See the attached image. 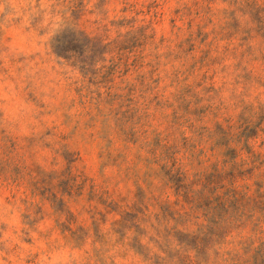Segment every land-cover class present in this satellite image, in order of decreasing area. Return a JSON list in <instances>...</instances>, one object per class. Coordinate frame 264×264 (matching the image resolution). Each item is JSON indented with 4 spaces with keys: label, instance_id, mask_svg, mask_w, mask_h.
Returning <instances> with one entry per match:
<instances>
[{
    "label": "rangeland",
    "instance_id": "1",
    "mask_svg": "<svg viewBox=\"0 0 264 264\" xmlns=\"http://www.w3.org/2000/svg\"><path fill=\"white\" fill-rule=\"evenodd\" d=\"M0 264H264V0H0Z\"/></svg>",
    "mask_w": 264,
    "mask_h": 264
}]
</instances>
